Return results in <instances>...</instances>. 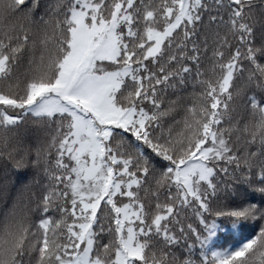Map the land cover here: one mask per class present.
Instances as JSON below:
<instances>
[{
    "label": "snow or ice",
    "instance_id": "obj_1",
    "mask_svg": "<svg viewBox=\"0 0 264 264\" xmlns=\"http://www.w3.org/2000/svg\"><path fill=\"white\" fill-rule=\"evenodd\" d=\"M0 264H264V0H0Z\"/></svg>",
    "mask_w": 264,
    "mask_h": 264
}]
</instances>
